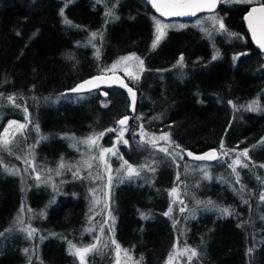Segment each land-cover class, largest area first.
<instances>
[{"label":"trees","instance_id":"trees-1","mask_svg":"<svg viewBox=\"0 0 264 264\" xmlns=\"http://www.w3.org/2000/svg\"><path fill=\"white\" fill-rule=\"evenodd\" d=\"M242 12L232 10L227 31L212 38L177 23L153 48L156 20L173 21L145 0H0V136L10 119L26 125L0 149V264H80L69 241L97 245L86 264H121L120 256L123 264H166L176 241L197 251L190 264H264V54ZM128 55L144 66L138 81L127 77L137 91L133 111L121 88L68 92L93 75L122 74L112 66ZM253 101L258 110H248ZM101 132L99 146L116 140L118 154L140 173L115 177L108 202L97 144L79 143ZM159 134L169 137L168 153L149 140ZM212 147L248 150V167L236 169L239 183L217 159L182 151ZM207 168L234 184L238 206L212 192L221 186L216 178L212 195L202 191ZM176 184L187 206L169 213Z\"/></svg>","mask_w":264,"mask_h":264},{"label":"snow or ice","instance_id":"snow-or-ice-1","mask_svg":"<svg viewBox=\"0 0 264 264\" xmlns=\"http://www.w3.org/2000/svg\"><path fill=\"white\" fill-rule=\"evenodd\" d=\"M149 2L157 10V12L160 13L161 16H185V15L194 16L199 11H203L206 9H208V10L214 9L216 6L217 0H149ZM245 2H251V0H245ZM61 15H63V9H61ZM106 15L111 16L112 11L109 10L106 13ZM246 19L248 20V26L252 31L253 38L256 39L260 48L264 49V3H261L259 6L253 7L252 10L248 13V16L246 17ZM213 20L215 22L219 23V28L221 30L227 31L225 29V26H224L222 20H219L218 18H215V17H213ZM65 23H70V21L65 19ZM167 27H168L167 25H164L159 20H156V36H155V39H154L153 44H152L153 48L157 47L160 40L164 37V35L166 34L165 29ZM96 35H97V33H92L93 38ZM232 35H235V34H232ZM215 58L216 57L214 56L213 59H215ZM133 59L139 60L138 57H135L133 55L132 57H122L121 61H130ZM234 59H238V57H234ZM139 63L142 67L143 61L140 60ZM182 63H183V57H181L180 60L178 61V64H182ZM116 67H117L116 64H114L112 66L113 69H115ZM128 74L133 79L138 78L135 75H133L132 73H128ZM99 82H102L100 80V77H96L93 80H88V81H85L82 84L78 85L76 88L73 89V91H81L85 88L91 89L92 87H96ZM112 82L115 83L117 81L114 79ZM119 83H120L121 87H125L128 89L129 95L132 97V103L134 105L135 104V93L133 92V90L131 88H128V86L126 84H124L123 81H119ZM8 100L12 103H15L14 97H8ZM253 105H257V107H253ZM104 106L106 107L107 104L105 103ZM233 107H235V105H233ZM247 107H248V110H253V111L258 110V103L256 101H253V103L248 105ZM24 111H25V113H27L26 108L24 109ZM127 120H128V117H124L123 119L119 120L118 123L123 126V125H126ZM16 123L17 122H15V121H11L9 123V127H11L12 125H14ZM25 126L26 125H24V124H19L17 126V129L21 130ZM38 130L39 129L37 128V131ZM114 130L115 129H108V131H114ZM98 135L100 137H102L104 135V133L101 132ZM121 135H122V132H121ZM161 138L165 139V140L169 139L167 134ZM11 142H12V139L8 135V129H5V135L0 136V148L8 149V145ZM95 142H96V137H93V136H90L85 140L79 141V143H84V144H89V145L95 144ZM262 142H264V141H262ZM124 143H127V141H124ZM73 146H75V145H73ZM176 147L178 148L179 145H176ZM221 147H223V145H221ZM109 151H110V149H103L101 152L100 158H103V153L109 152ZM160 151L168 153V148H161ZM247 153H248L247 149H244L242 152H240L237 155L236 159L233 161V164L234 165H240L242 167H248V165L246 163L242 164L241 160H240L241 156L247 157ZM177 155H179V153H177ZM188 155L192 156L193 154L191 152H189ZM181 159H182V157H181ZM194 159H196V160H212V159H217V155L213 151L210 153H206L203 156H195ZM123 166H126V172H127V175L129 177H131L133 175L138 176L140 174L139 171H137V169L133 168L132 165L128 164L127 161H124V164L122 165V167ZM229 166L232 167V165H229ZM59 167H61V168L64 167L63 162L60 163ZM88 167H91V165L89 164ZM261 167H264V165H261ZM33 171H35L34 166H33ZM233 172H236L235 167H233ZM57 174H59V173H57ZM74 175H76V173H74ZM205 175H207V174L205 173ZM236 175H237V183H239V173L236 172ZM36 178L39 180L40 179L39 175H37ZM177 178H179V177H177ZM109 184H111V176H109ZM176 192H177V190L174 188V189H172L171 194H175ZM260 199L264 200V193L260 194ZM21 211H23V209H21ZM223 211L227 212V209H224ZM170 212H171V208L169 209V213ZM167 214L168 213H166V215ZM145 218H147V217H145ZM25 231H28V236L31 237L33 235V233L35 232V229L25 230ZM101 232H103L102 228H101ZM0 235H3V233H0ZM112 243L116 244V242L114 240L112 241ZM96 247H97L96 244H92L90 246L79 248L75 244H72L69 241V252H70V254L75 255L79 258L80 264H86V262H85L86 255L90 251L95 250ZM116 250H117V253H119L120 246L118 244H116ZM25 251H27V249H25ZM249 251H251V250H249ZM124 252H125V255H127V250H124ZM184 252H190V255L188 256L189 261H191L193 257L198 256V253L195 249H185ZM184 252L180 253V255H183ZM174 259H175V254L170 255L169 256V264H172V261Z\"/></svg>","mask_w":264,"mask_h":264},{"label":"rangeland","instance_id":"rangeland-1","mask_svg":"<svg viewBox=\"0 0 264 264\" xmlns=\"http://www.w3.org/2000/svg\"><path fill=\"white\" fill-rule=\"evenodd\" d=\"M213 17L218 18L216 16H208V18L200 19L199 22L196 23V25L198 26V29L203 33V35H205L208 38H210V37L212 38V37L216 36L217 34L224 32V30H221L219 28V23H217L213 20ZM218 19L220 20V18H218ZM178 24H180V23H178ZM178 24H177V22H173L172 24H167L168 27L165 29V31L168 29H175L177 27H180V25H178ZM126 57H132V55H128ZM118 62L115 63L117 65V67L115 69H120L122 74L126 77V79L128 77L133 82L138 81V79H139V77L142 74L143 69H144V66L142 65V67H141L138 60L136 62H134V59L130 60V61H121V59H120V60H118ZM128 73H132L133 75H135L138 78L133 79L129 76ZM11 121H15L17 123L12 125L11 127H9V123ZM18 125H19V122L16 121L15 119L8 120L5 124V127H4L3 136L5 135V129H8V135L9 136L13 135L15 132H17V130H18L17 126ZM125 129L127 130V128L125 126H120V128H118L117 131L119 132L120 138L126 132ZM121 132H122V135H121ZM164 136H165L164 134L163 135L159 134L152 139L150 137L149 140H150V142L155 141L156 144L160 148H167L168 147V139L165 140V139L161 138ZM101 139H102V137H100L98 135L96 138V142H95L97 144V147L95 148L96 165H97L98 169L100 170V174L105 181V192H106L105 193V200L107 199V202H108V193H109L108 191H109V186H110L109 176H111V181H112L118 175H123L122 178L126 177L127 172H126V166L122 167L125 160L118 154V151H117V144L118 143H117V141L115 140L114 143L111 145L99 146ZM0 149H2V148H0ZM103 149H110V151L103 153V158H100L101 152ZM242 151L243 150H239V149L238 150L235 149V150H231V151L230 150H222V151L218 150V157H217L216 163H218L222 167L225 166L228 174L230 176L233 175V179L235 178L236 172H237V171L233 172V167H235L236 169L238 167H242L240 165H234L233 161L236 159L237 155ZM178 157H179V155H178ZM243 159H245V158L243 156H241L240 157L241 163H244ZM229 165H232V167H230ZM262 165H264V164H262ZM208 169L209 168H207V170L205 171V173L207 175H205V173H203L204 178L205 177L207 178V179H204L206 181L207 186H202V191L208 195H212L210 193V191H212L218 185L211 184L212 183L211 177L216 178V181L219 182V172L215 171L213 173V171H208ZM260 173H261L260 174L261 182H260L259 188H260V194H262V193H264V167L260 166ZM209 178H211V179H209ZM198 184H200V182H198ZM220 184H221V186H218L219 188H216V189H218V191L213 190L212 192L219 195L220 199H222V202L230 201L231 203H233L235 205V207L238 206L237 199H235V198H237V196H236V190L234 188V184L229 183V181H226V180ZM174 188L177 190V192L175 194H171L172 189H174ZM168 197H169V203H170L169 208H171V211L181 212V211L186 209V206H187L186 193L180 187V184H176L170 189V191L168 193ZM259 197H260V195H259ZM107 202H106V204H108ZM185 249H190V248H188L184 244H181V243L176 241L174 243V245L172 246L170 252H169V255H168L167 260H166V264H169V256L172 254H175V259L172 261V264H190L191 261L188 260V256L190 255V252H184ZM182 252H184V254L180 255V253H182ZM122 260L123 259L120 256L118 262L123 264L124 261H122ZM85 261H86V257H85Z\"/></svg>","mask_w":264,"mask_h":264},{"label":"water","instance_id":"water-1","mask_svg":"<svg viewBox=\"0 0 264 264\" xmlns=\"http://www.w3.org/2000/svg\"><path fill=\"white\" fill-rule=\"evenodd\" d=\"M145 1L151 6V8L153 9V11L155 13H157L158 15H160V13L157 12V10L152 6V4L149 2V0H145ZM256 6H259V5H253V6H251L250 9L244 15V18L243 19H244V24H245L246 30H247L248 34L250 35L251 40H252L254 46L259 51L264 52V49H261L260 46H259V44L257 43L256 39L253 38L252 31H251V29L248 26V20L246 19V17L248 16V13L252 10L253 7H256ZM206 10H208V9H206ZM199 12H197V13H199ZM160 17L162 19H164V20H171L173 18H185V19H187V18H191L193 16L192 15H185V16H161L160 15ZM96 77H100V80L102 81V82H99L96 87H92L91 89L85 88V89H83L81 91H73V89L76 88L78 85L82 84L85 81L93 80ZM114 79L117 82L113 83L112 81ZM119 81H123V83L126 84L128 86V88H131L133 90V92L135 93V103H136V101H137V91H136V89L128 82V80L126 79V77L123 74L119 73V72L102 73V74L93 75L91 77H88V78H86L84 80H81L78 83H76L73 87H71L70 89H68V92H71V93H81V92H88V91L93 90V89H109V88H113V87L121 88L128 95V98H129V100L131 102V105H132L130 107V110L133 111L135 104L133 105V103H132V97L129 95V92H128V89L127 88L121 87ZM124 117H128V120H129V115H126ZM124 117H122L121 119H123ZM128 120H127V122H128ZM182 151H183L184 155L188 159H192V160H196V159H194L195 156H203L204 154L210 153V152H213V151L216 153V155L218 157V150L216 148H213V147L212 148H209L207 150L201 151V152H195V151L191 150L190 148H183ZM189 152H191L193 155L192 156H189L188 155ZM213 160H216V159L207 160V161H213Z\"/></svg>","mask_w":264,"mask_h":264},{"label":"flooded vegetation","instance_id":"flooded-vegetation-1","mask_svg":"<svg viewBox=\"0 0 264 264\" xmlns=\"http://www.w3.org/2000/svg\"><path fill=\"white\" fill-rule=\"evenodd\" d=\"M261 3H264V0H251V2H245V0H217L216 6L214 9L200 11L199 13H197L195 16H193L191 18H187V19H185V18H173V19L168 20V21H173V22H177V23L196 24L197 22H199L200 19L208 18V16H216V17L220 18V20H222V22L224 24L225 19L230 15L232 10L235 12H240L241 10H243V12H242V19H243L244 15L250 9L251 6L260 5ZM243 25L245 27L244 19H243ZM224 26H225V24H224ZM245 30H246V27H245ZM246 32H247V30H246ZM249 37H250V35H249ZM250 39H251V37H250ZM251 42H252V40H251ZM252 44H253V42H252ZM253 46H254V44H253ZM255 49L258 50L256 47H255ZM259 52H261V51H259ZM261 53L264 54V52H261Z\"/></svg>","mask_w":264,"mask_h":264}]
</instances>
